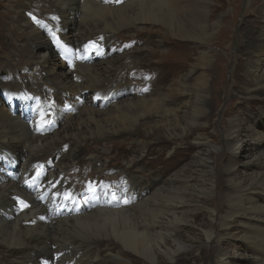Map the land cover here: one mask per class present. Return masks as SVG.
I'll return each mask as SVG.
<instances>
[{
	"label": "bare ground",
	"instance_id": "6f19581e",
	"mask_svg": "<svg viewBox=\"0 0 264 264\" xmlns=\"http://www.w3.org/2000/svg\"><path fill=\"white\" fill-rule=\"evenodd\" d=\"M208 1L55 0L57 18L37 31L45 20L35 13V5L47 17L46 0H0V45H15L9 37L35 42L47 69L34 75L25 89L0 84L7 102L23 100L32 109L20 116L0 99V146L6 149L0 148V154L11 157L7 163L0 157V264H134L133 258L160 264L186 251L198 227L216 248L212 264L237 257L230 250L235 233L248 240L253 252L264 253V136L252 125L258 119L264 122V25H258V20L264 23V0H244V15L232 37L238 46L236 66L228 79L231 58L225 66L207 49L220 26L215 17L208 18ZM254 6L260 12L248 21ZM158 23L175 37L167 41L170 48L181 38L200 50L189 63L191 74L200 72L196 84L181 79L171 100L138 94L149 83L142 78L144 65L152 67V58L158 57L142 58L154 32L145 27ZM229 31L225 29L227 37ZM61 44L64 62L55 54ZM225 45L230 51L233 41ZM17 59L22 63L24 55ZM18 68L28 73L30 66ZM132 89L134 99L128 100ZM239 97L259 100L260 109L255 112L252 104L248 112L236 105ZM213 120L217 132L210 134L207 123L211 126ZM157 129L172 142L182 144L189 135L194 139L186 145L194 147L192 158H180L177 172L168 177L170 169L163 162L141 156L145 149L153 152L154 145L139 139L125 140L135 155L119 172L105 166L106 151L95 148L107 141L115 151L120 147L113 143L115 137L133 132L152 137ZM245 137L254 142L247 154L237 150ZM68 145L59 163L44 156L49 147ZM83 146L90 150L84 152ZM7 164L12 167L7 169ZM93 166L100 173L85 176ZM149 169L155 173H147ZM105 244L119 247L114 253L109 246L108 260ZM252 256L248 264H264V256Z\"/></svg>",
	"mask_w": 264,
	"mask_h": 264
},
{
	"label": "rangeland",
	"instance_id": "374dc122",
	"mask_svg": "<svg viewBox=\"0 0 264 264\" xmlns=\"http://www.w3.org/2000/svg\"><path fill=\"white\" fill-rule=\"evenodd\" d=\"M177 1L181 5H185L186 3L187 4L192 3V0H187V1L177 0ZM49 5L50 6L53 5L52 6L53 8L50 7ZM244 5H245L244 0H209L208 1V5H207L208 18L210 15H211V17H215L214 20L219 21L220 26L217 27L216 30L214 31V33H213L214 39H213V41L210 42L211 44L207 45V49L211 53L212 59L214 61L216 59L221 58V59H223L225 66H226L227 61L229 60V57L231 58L229 65L226 69V76H225L226 78L225 79L229 78V76L231 75V71L236 66V61H235L236 52L235 51L238 48V46L236 43L237 40L232 39V37H233V35L235 36V33H234L236 31L235 29L239 26L238 21L240 22V20L242 19L243 15H244V7H245ZM35 7H36L35 13L39 17H41L45 20V24L41 25L37 31L42 30L44 27H49L50 24L52 22H54V20L57 18L56 12L59 11V9L56 6L55 0H46V2H45L44 8L49 13V15L47 17H42L41 15L38 14V12H37L38 4L37 3L35 5ZM251 10L252 11L254 10L255 12L252 14V16H249V17L247 16L248 21H251L252 19H254L257 16V13L259 14V12H260L258 10V7H256V6L251 7ZM10 15H11V19H12L13 14L10 13ZM234 16L237 19V21L234 20ZM232 25H234L235 28H233V27L231 28ZM258 25L262 26V25H264V23H261L260 20H258ZM10 27H13V24ZM35 27L34 28L37 29V26H35ZM145 28L148 30H152V31L154 30V32L150 33L151 36L149 38H147V42H145V44H144V51L146 53L144 52V55L142 56V58L143 59L151 58L153 55H157L158 57L152 58V60L154 61V64L152 67H146L147 65H144L145 68L142 71V72H144L142 75V78H146L149 81L150 85L148 83L146 87H142L141 92L138 94H140L139 96H141L142 98L147 97V96L150 98V96H151V97H155V98H161L162 100L164 98L167 100H169V99L171 100L172 97L176 94V91H175V90H177L176 83L178 84V82L181 79L186 78L187 79L186 81L189 80L188 82H191V84H196L197 77L200 74V72H198L197 74H191L190 71L192 68L190 67L189 63H193V59L195 58V54L200 50L198 48L196 49V45L193 41L187 40V39H181V38H176L179 41L178 45H176V47L170 48L167 45V41H169L170 39L175 38V37L171 34V32L169 30L167 31V29H166V27H164V25H162L160 23H158L156 25H150L149 24ZM226 28L231 29L232 33H230V31L228 33V35L231 37L226 36V32H225ZM241 29L244 31L243 35H246L247 30L244 28V26L241 25ZM17 30L22 31L20 29H17ZM59 30L64 34H68V32L70 31V30L64 31L61 29H59ZM142 30H145V29H142ZM222 30H224L225 34L222 33ZM248 30H251V28H249ZM54 34H56V28H55ZM128 34H131V33H128ZM221 35H225L226 38L225 37L221 38ZM59 38L61 41H63V37L61 35H59ZM148 39H149V41H148ZM123 40L124 39H122L121 41H123ZM9 41L13 42L15 45H0V57H3V61L0 60V84H1V86L5 87V88H9V89L13 88L12 90L15 89V85H20V86H22L23 89H25V88L29 87V83L32 81V78L34 75H37V74L40 75L39 71L46 69L43 61L40 58H38V56H39L38 52L41 51L42 48L39 49V47L36 46L35 42L34 43L30 42L28 44H25V43L16 41L12 37L11 38L9 37ZM232 41H233V48H232V50L229 51L227 49L228 45H225V44H227V43L230 44ZM261 42H263V40ZM62 43H64V42H62ZM217 44H219V45H217ZM61 45H62V47L60 49H58V52L55 54L59 60L64 62L63 57H66L67 55L64 54L62 56V52H66V51H65L64 45L63 44H61ZM149 49H150L151 53L149 52ZM19 54L24 55V59H23L22 63H20L17 59V56ZM181 59H185L188 63H186L185 61H183ZM10 63L15 64L13 66V68L8 67V65ZM25 63H28L30 66L28 73H24L23 71H21L18 68L19 66H22ZM180 63L188 65V66H186L185 68H182ZM71 65L72 64L67 65L68 66L67 68H70ZM244 68L245 67L240 66L241 70H243ZM2 69H5V70L2 71ZM35 71H36V73H35ZM171 73L174 74V77L172 79L170 78ZM214 75H216V74H214ZM137 76L139 78V74ZM210 77H209V82L212 81V77L211 78ZM222 84H223V82H222ZM134 87H136L137 89L139 88L138 86H135V85H134ZM134 89L130 90L128 95L125 98L128 97L127 98L128 100H133L134 98H132V97L134 96V92H135ZM207 97L210 98V94L207 95ZM0 99L2 101H4L6 106L10 107V109L12 111H16L17 115H20V116H23L24 114L28 115L32 111L30 105L27 102H23V100H19L20 101L19 102L16 99V101H12L11 103L7 102L8 101L7 93L2 91V90H0ZM259 103H260L259 100H256V101L251 103V100L249 101V100H246L245 98H240V97L237 98V100H236V105L238 104L239 106L247 109L248 112L252 111V110H250L251 109L250 105L252 106V104H254V107H252V108H254V110H256L255 112H257V110L260 109V108H258V107H260ZM254 123L255 122H252V125L255 126L257 133L259 135L264 136V127L261 126L262 124H264V122L261 119H258L257 124L255 125ZM207 126H209L208 132L210 134H215L217 132V129H214L215 120H213V125L210 126V123H207ZM147 134L148 133L145 134L144 132L142 134H141V132L140 133H137V132L134 133L133 132V133H128V134L121 136L122 138L120 136L115 137V139L113 140V143L117 144V146H120V147H117L115 151H112V149H111L112 144L108 143L107 141H105L104 143H100L98 148L96 146H95V148L98 151H106V155L109 158L107 159V163L104 162V165L109 166V168H111L112 171L117 170L119 172L123 167L124 168L128 167L127 162L129 160H131L132 157L135 155L134 154L132 156V153L128 151L131 148V143L125 142L126 139H130V138L135 139L136 138V139H139L137 141L141 140V142H143V144L146 146L154 145L153 152L150 153L147 149H145V152L142 153L141 156L144 157L145 154H147L146 158H148V159L157 158V159H159V162H163L165 168L170 169V171L166 173V177H168L170 174H175L177 172V170H178V169L176 170L177 164H175V163L178 160H180V158H182V160L185 162L186 159H191L192 155L194 154V147H192V148L186 147V145H189L190 143H192L194 141V139H192L193 138L192 135L185 137V139L183 140V143L181 144L180 142H177V141L172 142V141L166 140L167 135L164 132V130H162V129H160V130L157 129L155 131V134H153L152 137H149ZM141 135H143V136H141ZM158 139H160V140H158ZM109 140H111V139H109ZM68 141H70V140H68ZM96 143L97 142L92 143L88 147L91 148ZM158 143H163V144H166L167 146H163V145H160ZM179 144H181V145H179ZM253 145H254L253 140L249 141L247 139V137H245L239 142V146L237 147V150L240 152L246 153V154L249 152L251 153L254 150ZM88 147L83 146L82 150L84 152H87L90 150V149L88 150ZM0 148H3V150L6 151V149H4V147L0 146ZM49 148H50V150H49ZM49 148L46 149L45 152L47 155H44V156H47L48 161H50L52 159L56 163H59V162L64 160L66 155L63 157H61V156L63 153L68 151L69 145L67 147L65 146L64 149H61V148L59 149V147H49ZM55 148H57V150H55ZM221 148H222L221 146L220 147L218 146V147H216V150L221 151L222 150ZM59 150H61V151H59ZM94 150L95 149H93L92 152H95ZM127 152H129V153L127 154ZM170 155H172V156H170ZM250 155H252V154H250ZM0 157L3 158L2 161L4 163L6 162V160L7 161L11 160L10 156L8 158L5 155L0 154ZM73 158H76V157H73ZM104 159H106V158H104ZM211 162H212V159H211ZM44 164L45 163L43 162V165ZM81 165H82V167H84L86 165V163H82ZM2 166L3 165H0V167H2ZM6 166H7V169L12 167L8 164ZM139 166H141V163L137 164L136 169H138ZM19 169L22 170L23 169L22 166ZM0 170L4 172V169L1 168ZM14 170H15V167H14ZM93 171L97 172V169L95 166L91 167L90 169H87V174L85 176H87L89 173H91ZM146 172L152 173V174L155 173L154 169H152V170L149 169ZM97 173H100V172L98 171ZM164 184H162V185H164ZM159 186H161V184H159L158 187ZM150 190H153V189L151 188ZM110 192H111V196H112L113 190H111ZM151 193L152 192H150V194ZM260 202L264 203V193L261 196ZM66 203H67V201H66ZM66 203H64L62 205H65ZM232 237H233L232 241H233L234 245L232 248L230 247V250L232 252H235L237 257H235L233 259L224 257L221 259L219 264H248L250 262V260L248 258L253 257L252 255L257 254L259 256H264V253H262V252H255V251L253 252L252 246L247 244L248 240L243 239L241 236H237V233H235V235H233ZM190 243H191V245L189 246V248L186 251H182V253L180 255H178L177 259L170 261V260L165 258L163 260V262H161L160 264H212V261L215 258L216 248L213 245L214 243L207 241V239L203 236V231H202L201 227L195 228V230L192 232V239L190 240ZM109 246H110V248H113L114 253H115V251L119 250V247L117 248V247H114L113 245H109ZM109 246L107 247V244H105L103 246V248L106 249L105 258L107 260H108L107 252L109 251ZM126 260H128V259H126ZM133 260H134V264H148L146 262L144 263L139 258H133Z\"/></svg>",
	"mask_w": 264,
	"mask_h": 264
},
{
	"label": "snow or ice",
	"instance_id": "6c2138e0",
	"mask_svg": "<svg viewBox=\"0 0 264 264\" xmlns=\"http://www.w3.org/2000/svg\"><path fill=\"white\" fill-rule=\"evenodd\" d=\"M35 19V18H34ZM21 203L23 204L24 202L23 201H21ZM25 207H27V205H24Z\"/></svg>",
	"mask_w": 264,
	"mask_h": 264
}]
</instances>
